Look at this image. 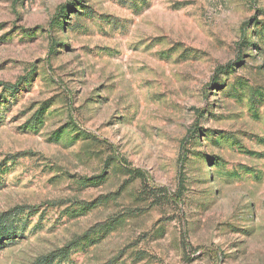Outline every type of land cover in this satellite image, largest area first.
<instances>
[{
	"label": "rangeland",
	"instance_id": "1",
	"mask_svg": "<svg viewBox=\"0 0 264 264\" xmlns=\"http://www.w3.org/2000/svg\"><path fill=\"white\" fill-rule=\"evenodd\" d=\"M0 219V264H264V0H0Z\"/></svg>",
	"mask_w": 264,
	"mask_h": 264
},
{
	"label": "trees",
	"instance_id": "2",
	"mask_svg": "<svg viewBox=\"0 0 264 264\" xmlns=\"http://www.w3.org/2000/svg\"><path fill=\"white\" fill-rule=\"evenodd\" d=\"M59 14H60V15L58 16V18H57L56 20H57V22H59V24H60V19L65 17V16H64L65 13H63V10H61V11L59 12ZM55 22H56V21H55ZM225 69H226V68H225ZM8 89H9V90H12V87L9 86ZM194 138H195V136H194ZM2 220H3V219H0V222H1Z\"/></svg>",
	"mask_w": 264,
	"mask_h": 264
}]
</instances>
